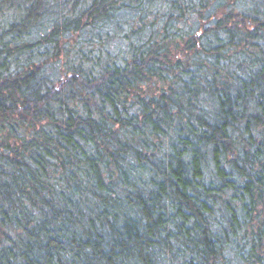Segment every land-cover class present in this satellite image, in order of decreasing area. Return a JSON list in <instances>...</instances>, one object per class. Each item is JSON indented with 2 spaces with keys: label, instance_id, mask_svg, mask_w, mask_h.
<instances>
[{
  "label": "trees",
  "instance_id": "obj_1",
  "mask_svg": "<svg viewBox=\"0 0 264 264\" xmlns=\"http://www.w3.org/2000/svg\"><path fill=\"white\" fill-rule=\"evenodd\" d=\"M0 264H264V0H0Z\"/></svg>",
  "mask_w": 264,
  "mask_h": 264
}]
</instances>
